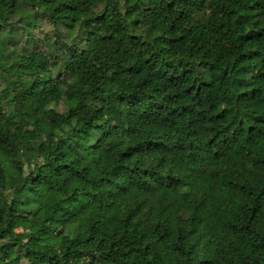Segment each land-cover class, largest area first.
Listing matches in <instances>:
<instances>
[{
  "label": "trees",
  "instance_id": "16d2710c",
  "mask_svg": "<svg viewBox=\"0 0 264 264\" xmlns=\"http://www.w3.org/2000/svg\"><path fill=\"white\" fill-rule=\"evenodd\" d=\"M0 264H264V0H0Z\"/></svg>",
  "mask_w": 264,
  "mask_h": 264
},
{
  "label": "rangeland",
  "instance_id": "374dc122",
  "mask_svg": "<svg viewBox=\"0 0 264 264\" xmlns=\"http://www.w3.org/2000/svg\"><path fill=\"white\" fill-rule=\"evenodd\" d=\"M23 6L25 7L24 4ZM24 15L26 13L21 12V9H19L11 18L13 32L18 39V46H22L25 43L24 40L27 39L31 46L36 49L51 48L45 44V37L47 33H52L53 27L44 19L38 18L36 22H33L31 17L23 18ZM58 108L62 109L63 105L60 104Z\"/></svg>",
  "mask_w": 264,
  "mask_h": 264
}]
</instances>
